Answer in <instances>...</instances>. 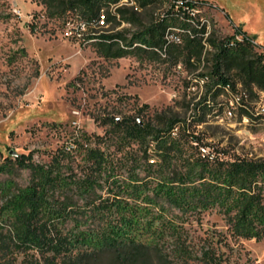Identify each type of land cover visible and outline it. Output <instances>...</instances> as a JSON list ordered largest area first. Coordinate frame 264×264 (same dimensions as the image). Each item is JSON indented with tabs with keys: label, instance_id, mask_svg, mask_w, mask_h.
I'll return each instance as SVG.
<instances>
[{
	"label": "rangeland",
	"instance_id": "rangeland-1",
	"mask_svg": "<svg viewBox=\"0 0 264 264\" xmlns=\"http://www.w3.org/2000/svg\"><path fill=\"white\" fill-rule=\"evenodd\" d=\"M122 3L128 11H137L141 23L118 17L121 21L110 22L100 34L122 33L130 38L142 24L158 20L170 8L169 0H154L146 7L137 0ZM199 5L202 20L211 23L220 37L233 34V24L241 25L264 46V0H201ZM65 13L50 14L41 0H0V184L23 187L30 182L31 170L16 162L17 154L33 156L38 164L55 162L63 178L57 194L70 212L62 226L88 231L102 222L90 212L92 199L96 203L112 199V191L120 190L132 175H146L145 147L111 131L104 118L134 116L146 121L165 109L181 119L195 116L190 128L206 144L207 152L193 142L191 156L264 157V113H256L264 101L262 92L250 94L240 85L231 91L213 88L209 92L206 77H198L206 62L196 68L179 67L168 56L129 53L107 58L97 52L93 38L69 37ZM178 22L168 18V23ZM232 90L246 93L247 120L241 116L242 106L226 116ZM204 96L210 103H199ZM203 111H209L206 121L198 123ZM91 148L104 152L107 173L92 193H84L76 182L95 170L85 158ZM148 153L158 159L154 146ZM4 201L0 194V204ZM166 207L165 215L177 222L180 242L193 251L188 257L176 254L178 264H203L198 257L207 247L215 249L221 264H264V237L235 238L219 207L199 214ZM164 230L161 238L173 248L176 234ZM23 257L20 254L19 260Z\"/></svg>",
	"mask_w": 264,
	"mask_h": 264
},
{
	"label": "trees",
	"instance_id": "trees-1",
	"mask_svg": "<svg viewBox=\"0 0 264 264\" xmlns=\"http://www.w3.org/2000/svg\"><path fill=\"white\" fill-rule=\"evenodd\" d=\"M137 1L140 7H146L154 0ZM184 1L183 7L177 6L176 0H169L166 15L148 25L142 24L130 38L122 33L100 34L105 27L97 26L101 13H105L107 26L112 21H139L137 11H128L122 0L41 3L50 14L68 12L63 19L65 25L73 22L79 27L85 22V39L93 38L97 52L107 58L129 53L168 56L175 65L196 68L206 62V70L198 77H206L204 85L209 92L213 88L225 90L226 86L235 90L240 85L250 94L264 93V46L241 25L233 24V34L220 37L211 23L202 21L201 0ZM169 17L178 20L177 25L168 23ZM171 34L180 35L181 42L170 40ZM203 102L210 103L209 97L204 96L199 103ZM245 106L242 117L250 116V109ZM208 112L198 115V123L206 121ZM193 119H181L171 109L156 111L146 121L134 116L104 118L105 125H112L111 131L145 147L146 175H132L129 182L119 186L120 190L112 191V199L100 196L98 203L92 199L90 212L102 222L88 227V231H70L62 226L70 212L68 204L57 194L63 178L53 166L55 162L38 164L33 156L17 154L16 162L29 168L32 177L23 187H13L12 182L0 184V194L5 196L0 204V264H178L176 254L188 257L193 251L180 242L177 222L165 215L166 206L183 214H199L217 206L225 214L235 238L262 239L264 157L223 158L205 153L191 156L193 142L206 145L191 131ZM152 146L157 160L148 153ZM85 158L95 170L76 183L84 193H92L102 174L107 173V158L99 148H91ZM110 176L106 175L107 179ZM166 228L176 234L173 248L161 238ZM20 254L24 255L21 260ZM198 258L203 264L222 263L213 247L204 248Z\"/></svg>",
	"mask_w": 264,
	"mask_h": 264
},
{
	"label": "built area",
	"instance_id": "built-area-1",
	"mask_svg": "<svg viewBox=\"0 0 264 264\" xmlns=\"http://www.w3.org/2000/svg\"><path fill=\"white\" fill-rule=\"evenodd\" d=\"M176 2H177V6H185V1L184 0H176ZM202 21L206 22L204 20H202ZM97 26L98 27H106L107 26L106 16L104 15V13L99 15L98 25ZM66 29L69 32V37L75 38L77 40H85V36H84V32H83L84 30H86V23L85 22H81L79 27L74 25L73 22H68V23H66ZM238 37H240V36H238ZM172 40L175 41V42H178V43L181 42L180 35L173 34L172 35ZM177 66L182 67L181 64H179ZM245 95H246L245 92H242V91L239 90L238 99H230V101H229L230 105L226 108V116H230V117L233 116V114L235 112V108L237 106L241 107V105H244L243 104V99H244ZM262 97H263V100H264V94H262ZM256 113H258V114L264 113V101L259 104V107L257 108ZM200 148H202V150L204 152H207V150L205 148V145H200ZM150 161L153 162L154 160L150 159Z\"/></svg>",
	"mask_w": 264,
	"mask_h": 264
},
{
	"label": "bare ground",
	"instance_id": "bare-ground-1",
	"mask_svg": "<svg viewBox=\"0 0 264 264\" xmlns=\"http://www.w3.org/2000/svg\"><path fill=\"white\" fill-rule=\"evenodd\" d=\"M102 14V13H101ZM100 14V15H101ZM105 15V13H104ZM172 36V35H171ZM240 39V37H238ZM228 91H231L230 87L229 86H226L225 87ZM264 94V93H263ZM239 97V91H236L235 93H233V90H232V98L231 99H238ZM241 106H244V105H241ZM245 120H247L248 116H244L243 117ZM154 160V159H153Z\"/></svg>",
	"mask_w": 264,
	"mask_h": 264
},
{
	"label": "water",
	"instance_id": "water-1",
	"mask_svg": "<svg viewBox=\"0 0 264 264\" xmlns=\"http://www.w3.org/2000/svg\"><path fill=\"white\" fill-rule=\"evenodd\" d=\"M140 123H142L141 121H139ZM12 153H14V152H12Z\"/></svg>",
	"mask_w": 264,
	"mask_h": 264
},
{
	"label": "crops",
	"instance_id": "crops-1",
	"mask_svg": "<svg viewBox=\"0 0 264 264\" xmlns=\"http://www.w3.org/2000/svg\"><path fill=\"white\" fill-rule=\"evenodd\" d=\"M258 35V34H257Z\"/></svg>",
	"mask_w": 264,
	"mask_h": 264
}]
</instances>
